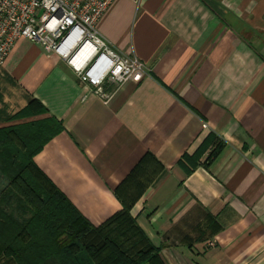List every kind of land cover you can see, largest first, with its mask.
<instances>
[{
	"label": "crops",
	"instance_id": "obj_1",
	"mask_svg": "<svg viewBox=\"0 0 264 264\" xmlns=\"http://www.w3.org/2000/svg\"><path fill=\"white\" fill-rule=\"evenodd\" d=\"M98 30L147 75L106 86L107 99L20 38L0 71V127L62 123L34 162L97 226L122 209L115 188L152 154L153 181L131 215L164 264H264V0H115ZM32 98L47 112L14 119ZM200 149L187 173L179 160Z\"/></svg>",
	"mask_w": 264,
	"mask_h": 264
},
{
	"label": "trees",
	"instance_id": "obj_2",
	"mask_svg": "<svg viewBox=\"0 0 264 264\" xmlns=\"http://www.w3.org/2000/svg\"><path fill=\"white\" fill-rule=\"evenodd\" d=\"M37 98L14 119L44 115ZM63 125L54 117L0 127V173L8 183L0 191V264H164L160 248L138 226L131 210L152 183L147 153L114 190L122 209L94 225L36 166L34 156ZM224 148L220 141L203 165L207 168ZM204 149L183 154L179 164L190 173ZM149 166V167H148Z\"/></svg>",
	"mask_w": 264,
	"mask_h": 264
},
{
	"label": "built area",
	"instance_id": "obj_3",
	"mask_svg": "<svg viewBox=\"0 0 264 264\" xmlns=\"http://www.w3.org/2000/svg\"><path fill=\"white\" fill-rule=\"evenodd\" d=\"M114 1L0 0V71L14 43L25 38L44 52L58 55L81 82L107 99L106 86L120 88L127 82H139L147 75L144 63L135 55L116 52L98 30Z\"/></svg>",
	"mask_w": 264,
	"mask_h": 264
},
{
	"label": "rangeland",
	"instance_id": "obj_4",
	"mask_svg": "<svg viewBox=\"0 0 264 264\" xmlns=\"http://www.w3.org/2000/svg\"><path fill=\"white\" fill-rule=\"evenodd\" d=\"M105 92L107 91L105 90ZM7 183L8 180L6 179V177L0 173V189L2 190Z\"/></svg>",
	"mask_w": 264,
	"mask_h": 264
}]
</instances>
